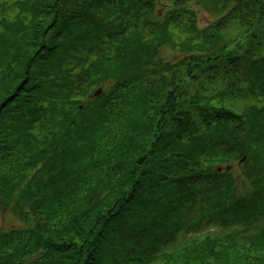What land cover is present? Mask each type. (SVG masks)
<instances>
[{
    "label": "trees",
    "instance_id": "16d2710c",
    "mask_svg": "<svg viewBox=\"0 0 264 264\" xmlns=\"http://www.w3.org/2000/svg\"><path fill=\"white\" fill-rule=\"evenodd\" d=\"M0 203V264H264V0H0Z\"/></svg>",
    "mask_w": 264,
    "mask_h": 264
},
{
    "label": "rangeland",
    "instance_id": "374dc122",
    "mask_svg": "<svg viewBox=\"0 0 264 264\" xmlns=\"http://www.w3.org/2000/svg\"><path fill=\"white\" fill-rule=\"evenodd\" d=\"M234 35L235 34L233 32H231V36L233 37ZM182 36L176 37L175 40H179L180 38H182ZM170 46H172V45H170ZM170 46L168 45V46L161 48V50L159 52L160 58L167 60V61L172 60L174 53L172 52ZM98 86L93 87V88H95V90H93L94 94L93 93L92 94L95 96H96V93H95L96 91L100 92L101 89H104L107 87V85H104V84H98ZM22 224H23V221H21L19 219V217H17V215L14 212L10 211V209H8V208L3 210L1 203H0V229H6L7 227L18 226V225H22Z\"/></svg>",
    "mask_w": 264,
    "mask_h": 264
}]
</instances>
